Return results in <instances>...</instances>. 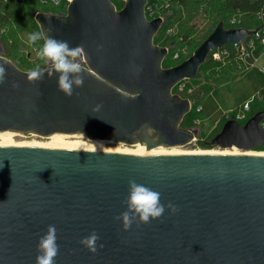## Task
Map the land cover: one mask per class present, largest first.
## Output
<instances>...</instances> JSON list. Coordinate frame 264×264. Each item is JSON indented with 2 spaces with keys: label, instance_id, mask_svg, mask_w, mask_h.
Listing matches in <instances>:
<instances>
[{
  "label": "water",
  "instance_id": "water-1",
  "mask_svg": "<svg viewBox=\"0 0 264 264\" xmlns=\"http://www.w3.org/2000/svg\"><path fill=\"white\" fill-rule=\"evenodd\" d=\"M65 14L39 11L41 31L70 46L82 44L83 87L58 91V74L29 82L5 57L0 84V135H78L97 144L145 146L139 155L85 148L0 147V264H35L37 243L57 228L55 264H264V156L249 154L148 155V148L183 147L199 134L181 124L191 101L173 93L194 79L209 53L257 32L214 31L181 63L154 43L163 20H148V0H67ZM49 21L51 24H49ZM17 84L18 87H13ZM100 106L97 108V106ZM264 110L244 124L226 121L210 146L255 150L264 144ZM129 180L161 194L178 211L127 231L114 217L126 210ZM95 231V254L79 241ZM103 245L102 248L99 245Z\"/></svg>",
  "mask_w": 264,
  "mask_h": 264
},
{
  "label": "rangeland",
  "instance_id": "rangeland-1",
  "mask_svg": "<svg viewBox=\"0 0 264 264\" xmlns=\"http://www.w3.org/2000/svg\"><path fill=\"white\" fill-rule=\"evenodd\" d=\"M119 5L124 6L123 0H115ZM223 0H189L190 5L188 7H180L179 5H175L173 10L170 11L168 16V24L171 26H181L183 32H187L188 30H196L197 36L200 35V30L204 27H207L208 24H211L212 21H218L219 17L212 15L210 16L208 13H214V10L217 9L218 6L222 3ZM23 3L20 0H0V14L7 12H11L14 10V6L22 7ZM17 12V16L19 19L24 18L23 21H19V26L17 21L15 24L3 25L0 24V27L6 31V37L9 41H13L10 43L8 50H11L13 53L12 59L16 61V63H23V70L29 71L30 69H34L37 66L41 69L46 64L43 60L39 59L37 56V50L42 46L43 41H38L35 45H30L28 43V35L33 32L40 31L38 25L34 20V15H25L24 10ZM20 14V15H19ZM174 15L173 17H171ZM28 19H27V17ZM237 16L238 20L243 23H247L244 14L233 15ZM232 16V17H233ZM181 17V22L178 23V18ZM231 18V17H230ZM256 20V19H255ZM34 22V25H32ZM257 22V21H256ZM193 26V28H192ZM199 30V31H198ZM164 28L160 30L158 35L154 38V43L160 46H164L168 43H165L168 38L164 37ZM245 43V42H244ZM257 50V51H256ZM249 54V58L243 64L239 53L236 51L226 50L225 52L220 53V59L212 60L207 58L206 62L200 67L197 76L194 79H186L181 81L184 84V97L191 99L194 102L193 97H190L193 92L203 86H212L218 84L221 79L225 77V75L235 72L236 65L241 64L243 72H240L238 78L236 80H231L222 83L221 87L216 89L211 95L209 94L205 100L203 101L204 110L200 114H197L196 117L198 119L206 120V124H200L197 126L199 129V134L196 136V139L183 147L170 148L169 150H180V151H196V150H216V151H230L231 148L222 149L218 146H210L212 139L214 138L215 129L210 128V125L214 124V120L219 117L223 111L227 109L237 110L238 106H242L246 102L252 100L251 96H256L253 102H251V111L248 116L251 118L255 113L258 112L257 107L262 105L260 110H264V102L261 101L260 91L264 89V72L262 69L264 68V47L257 44L254 49H249L247 52ZM255 53V54H254ZM191 55V52H190ZM18 59V60H17ZM20 59V62H19ZM38 60V63H33V61ZM164 62H169L170 64H174L171 61V55L169 54L167 58H165ZM163 62V63H164ZM20 64V65H21ZM165 64V63H164ZM251 98V99H250ZM194 105V104H193ZM238 107V108H237ZM194 108V107H193ZM237 108V109H236ZM230 111V110H228ZM191 114L195 113L192 109L190 111ZM214 113V115H213ZM188 115V114H187ZM213 115V116H212ZM224 116V115H223ZM224 118H222L223 120ZM201 122V121H200ZM222 126V124H221ZM17 142H28V143H39V142H48L47 137H39V136H23V137H15ZM82 140V139H81ZM76 141V140H69ZM86 142V140H82ZM110 147L117 149H125L132 148L130 145L124 144H108ZM241 151V150H240ZM242 151H255V152H263L264 148H260L257 150H242Z\"/></svg>",
  "mask_w": 264,
  "mask_h": 264
},
{
  "label": "clouds",
  "instance_id": "clouds-1",
  "mask_svg": "<svg viewBox=\"0 0 264 264\" xmlns=\"http://www.w3.org/2000/svg\"><path fill=\"white\" fill-rule=\"evenodd\" d=\"M49 24H51L50 21ZM51 32V27L45 29L41 25V31L28 35V43L35 45L38 41H43L36 54L39 59L50 65L47 71L49 78L58 74V91L66 97H71L76 88L83 87L84 69L81 61L86 58L87 54L82 44L72 47L68 41L52 36ZM5 63H0V84L5 83L7 77ZM44 74L45 72L37 66L26 73V78L29 82L35 83L42 81ZM13 87H18V85L13 84ZM99 107L98 105L97 108ZM122 203L126 206V210L114 219L122 222L125 231L129 230L133 223H136L139 227L140 224H149L152 220L160 219L166 209L170 210L172 214L178 211L174 204L169 202L165 205L162 203L159 192L139 184L135 180H129L128 195ZM99 239V235L93 231L88 236L83 237L79 243L95 254L98 250L97 242ZM99 247L102 248L103 245L101 244ZM37 253L35 264H55L56 257L59 254L55 225H49L45 234L40 236L37 243Z\"/></svg>",
  "mask_w": 264,
  "mask_h": 264
},
{
  "label": "trees",
  "instance_id": "trees-1",
  "mask_svg": "<svg viewBox=\"0 0 264 264\" xmlns=\"http://www.w3.org/2000/svg\"><path fill=\"white\" fill-rule=\"evenodd\" d=\"M42 0H20L21 3H23L22 5L24 6V8L20 7V11L24 10V14L25 15H34L39 11H43V12H47V13H54V14H61L63 12L62 8H52L49 6H44L41 4ZM112 2L115 4L116 8L118 10H120L122 8V5H119L115 0H112ZM171 2V11L173 10V7H175V5H179L180 7H188L190 5L189 0H170ZM18 5L14 6V10H12L11 12H5L3 14H0V24L3 25H9V24H15V21H17L18 26H19V21H23L24 18L22 17L21 19H19V17L17 16V12H19V8ZM259 5L258 4H251L248 0H223L222 3L220 4V6L217 7V9L214 8V10H210V11H214V13H208L210 16L215 15L219 17L218 21H212L211 24H208L207 27H204L202 30H200V36H197L196 34L197 29L196 30H188L187 32H183L181 26L179 28L180 30V35L182 38V40L176 39L171 41L169 44L173 45V49L170 50V55L173 54L176 51H181L180 49L184 48V47H188L190 49L191 55L192 53L198 48V46L214 31L215 27L217 26V24L220 21H224V23H227V21L230 19V17H232L233 15H238V14H244L245 15V19H246V24L243 23L241 24L240 27H244V28H248V29H253L256 28L257 22L255 20V16L256 13L258 11ZM20 15V14H19ZM174 15H172L171 17H173ZM27 17V16H26ZM28 19V17H27ZM178 23L181 22V17H179L178 19ZM180 21V22H179ZM34 25V22L33 24ZM193 28V26H192ZM199 31V30H198ZM6 31L3 30L0 27V39L2 40L4 47H5V57L8 58L9 60H11L19 69L23 70L24 65L23 63L21 64L20 59L19 62L20 64L16 63V61L14 59H12L13 53L11 50H8L6 47L9 46L10 43H13V41H9V39L6 37ZM18 60V59H17ZM182 62V61H181ZM178 62L177 64L181 63ZM38 63V60H36V64ZM165 63V64H164ZM163 63V67L164 68H169L172 67L174 65L170 64L169 62H164ZM176 65V64H175ZM47 65H45L43 68H46ZM40 69V70H41ZM27 71V70H24ZM240 72H243L242 68H239L238 65H236V70L233 73L227 74L225 75V77L223 79H221V81L216 84V85H212V86H203L197 90H195L193 92V94L190 97H193L194 99V105L195 106H201L203 101L205 100V98L219 85H221L224 82L227 81H231V80H235L238 78L239 74H241ZM260 98H262L264 96V89L261 90L260 92ZM196 113H189L188 115H186V117L184 118L181 127L185 128V129H189L192 127H197L198 125H195L193 120L196 118ZM226 121L223 119L222 120V125L225 123ZM222 126L220 125L219 127L215 128V131L212 132V134L215 136L217 135L220 130H221ZM260 148H264L260 147ZM259 148V149H260Z\"/></svg>",
  "mask_w": 264,
  "mask_h": 264
},
{
  "label": "built area",
  "instance_id": "built-area-1",
  "mask_svg": "<svg viewBox=\"0 0 264 264\" xmlns=\"http://www.w3.org/2000/svg\"><path fill=\"white\" fill-rule=\"evenodd\" d=\"M251 4H258L259 8L256 13L255 19L257 21V27L253 28L252 30H255L258 28L257 32L255 35L244 39L238 43H233L230 45H225L216 51H213L209 53L208 57L209 59L212 60H218L220 59V53L225 52L226 50H231V51H236L239 53V56L241 60L243 61V64H245V61L249 58V54L246 52L249 49H254V47L259 44L264 47V0H248ZM41 4L44 6H49L52 8H62L63 12L61 14L66 13V9L68 7V1L67 0H42ZM171 11V2L170 0H148L147 4L145 6V15L148 20H153L158 17H161L163 20L162 26L160 27L158 33L162 28H164V37L167 36L168 40L165 43H168L164 45V47L167 48L168 54L165 58L168 57L170 54V50L173 49V45L169 44L171 41L179 39L182 40L183 37L180 35V30L178 26L173 25L171 26L168 24V16ZM54 14V13H53ZM240 15V14H239ZM237 16L231 17L227 23H225V28H238L241 26V22L236 18ZM157 33V35H158ZM245 42V43H244ZM160 46V45H159ZM181 51H176L173 54H171V61L174 63L173 65H177L178 62L186 60L190 55V49L188 47H184L180 49ZM33 63H36V61H33ZM246 66V64L244 65ZM239 68H242V65H238ZM264 72V68L262 69ZM184 84L182 82L178 83L176 87L173 89V93L177 94H184ZM183 96V95H182ZM255 98H252V100L246 102L242 106L239 107V109L231 111V112H226L223 116L225 121L228 120H235L239 123L244 124L248 119H249V112L251 111V102H253ZM191 105H192V110L196 114H200L202 112V106H194V102L190 99ZM195 125H200V119L196 117L193 120ZM260 126L264 129V119L261 121Z\"/></svg>",
  "mask_w": 264,
  "mask_h": 264
},
{
  "label": "bare ground",
  "instance_id": "bare-ground-1",
  "mask_svg": "<svg viewBox=\"0 0 264 264\" xmlns=\"http://www.w3.org/2000/svg\"><path fill=\"white\" fill-rule=\"evenodd\" d=\"M24 135L19 134H5L0 135V147H41V148H85V149H92L101 152H111V153H121V154H130V155H139L144 152L145 146L141 144H137L131 146L132 148H125V149H117L110 147L108 144H113L112 142H106L102 144H97L93 141L85 139L81 136L75 135H66V134H58L54 136L47 137L48 142H39V143H28V142H17L15 137H23ZM76 140V141H69V140ZM86 140V142L82 140ZM176 148V147H173ZM170 148L166 147H155V148H148V155L155 156V155H168V154H249V155H259L264 156L263 152H244L240 151L239 148L233 147L230 151H216V150H196V151H180V150H169ZM242 150V149H241Z\"/></svg>",
  "mask_w": 264,
  "mask_h": 264
},
{
  "label": "crops",
  "instance_id": "crops-1",
  "mask_svg": "<svg viewBox=\"0 0 264 264\" xmlns=\"http://www.w3.org/2000/svg\"><path fill=\"white\" fill-rule=\"evenodd\" d=\"M257 51V50H256ZM255 54V53H254ZM236 80V79H235ZM222 85H220L219 87H221ZM219 87H217L216 89H218ZM216 89H214L211 93H213ZM263 90V89H262ZM261 92V91H260ZM211 93H210V95H211ZM249 96H251V98H255L256 96H254L253 94L252 95H249ZM250 98V99H251ZM263 100V102H264V96L261 98V101ZM204 104L205 103H202V112H203V110H204ZM261 106L262 105H260V106H258L257 107V110H258V112L259 111H262V110H260V108H261ZM238 107H240V106H238ZM237 107V108H238ZM236 108V109H237ZM228 110H230V111H228ZM231 111H233L232 109H227V110H225V111H223V113L219 116V117H217V119H215L214 120V124L213 125H210L209 127L210 128H212V129H215V128H217V127H219L220 125H221V123H222V118H223V115L226 113V112H231ZM213 115H214V113H213ZM212 115V116H213ZM201 121V124H206L205 122H206V120L205 119H202V120H200ZM207 125V124H206Z\"/></svg>",
  "mask_w": 264,
  "mask_h": 264
},
{
  "label": "flooded vegetation",
  "instance_id": "flooded-vegetation-1",
  "mask_svg": "<svg viewBox=\"0 0 264 264\" xmlns=\"http://www.w3.org/2000/svg\"><path fill=\"white\" fill-rule=\"evenodd\" d=\"M263 146H264V144H263L262 146H260V147H263ZM260 147H259V148H260ZM259 148H257V149H259ZM257 149H255V150H257ZM240 150H241V149H240ZM241 151H242V150H241ZM244 152H245V151H244ZM246 152H249V151H246Z\"/></svg>",
  "mask_w": 264,
  "mask_h": 264
}]
</instances>
